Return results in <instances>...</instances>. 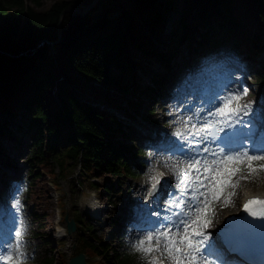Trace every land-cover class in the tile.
<instances>
[{"label":"trees","instance_id":"16d2710c","mask_svg":"<svg viewBox=\"0 0 264 264\" xmlns=\"http://www.w3.org/2000/svg\"><path fill=\"white\" fill-rule=\"evenodd\" d=\"M92 1H60L42 12L37 8L42 6V0H0V109L3 116L0 143L8 138L18 146L15 131L31 135L28 158L31 166L22 205L36 222L38 231L32 234L44 250L45 256L37 259V264H67L68 261L64 253L54 257L53 242L43 232L48 217L40 208L51 198L36 189L38 181H46L48 176L58 186L59 180L73 178L75 183L86 181L94 186L98 180L99 187L111 200L114 184L121 187L127 178L138 175L135 161L143 162L144 151L127 143L131 132L126 130L130 127L112 110L124 111L129 120L141 112L144 98H149L153 105L157 98L155 93L163 88L165 77L160 73L154 74L151 80L145 79L144 76L149 75L145 62L158 61L167 72L182 43L190 47L195 43V54L202 43L216 47L233 41L235 52L253 62L264 50V0H200L198 4L197 0H125L121 5L115 4L118 10L113 13H103L100 20L69 11L83 9ZM99 3L94 8L99 7ZM178 4L184 18L174 28L173 41L167 43L164 51L145 46L149 40L145 31L154 30L163 21L161 12L168 13ZM151 6L156 7L157 12L149 17L148 7ZM192 11L193 25L186 22ZM133 12L141 20L135 18ZM116 13L120 21L115 18ZM140 21L150 28L145 30ZM46 40L59 42L55 45L45 42L42 46ZM129 47L140 52L133 64H130ZM211 51L197 53L194 59L204 58ZM247 65L253 81L264 87V65L248 62ZM136 67L142 71L140 75H135ZM68 73L72 74L71 78L67 77ZM68 83L74 84L81 96L91 95L95 102L107 104V108L81 100ZM148 111H154V107ZM18 116L26 118L27 123H13ZM119 135L123 140L117 138ZM53 138L56 142L52 145ZM62 140L66 142L65 147L61 146ZM3 152L0 146V155ZM11 162L8 159L5 164L11 165ZM78 168L80 175L75 178ZM74 219L79 250L97 259L94 264H145L131 247L121 250L114 240L107 242L97 235L81 214ZM111 222L117 223L118 219L113 217ZM114 238L122 245L124 235H114Z\"/></svg>","mask_w":264,"mask_h":264},{"label":"snow or ice","instance_id":"6c2138e0","mask_svg":"<svg viewBox=\"0 0 264 264\" xmlns=\"http://www.w3.org/2000/svg\"><path fill=\"white\" fill-rule=\"evenodd\" d=\"M228 84L232 87H224V96L213 95L206 101L208 107L204 114L209 117L215 114L220 119L207 120L199 126L188 123L187 139L173 141L174 147L167 150L179 154L174 167L179 187L162 173L152 175L149 177L150 190L144 189L148 195L137 204L135 216L139 231L133 246L150 257L149 264H164V259H170L171 264H256L250 238L252 226L225 234L219 245L207 243L211 236L207 231L211 202L219 200L234 186L232 180L243 171L245 164L252 171L253 161L264 160V113L257 120L253 105L239 103L249 93L248 85L239 80H229ZM194 116L199 121V112L189 115L188 121L191 122ZM175 135L185 137L179 130ZM205 145H214L215 151ZM257 167L264 169V164ZM15 204L18 206L20 200L16 199ZM253 205H259L260 210L254 209ZM244 207L253 217L261 219L264 230V200H249ZM172 209L182 211L172 212ZM169 212L172 214L168 215ZM9 232H14V237L0 248V262L19 264L23 253H19L18 260L13 241L19 250L21 232L16 228ZM153 252H159L161 256L152 257ZM260 256L259 264H264V246Z\"/></svg>","mask_w":264,"mask_h":264},{"label":"rangeland","instance_id":"374dc122","mask_svg":"<svg viewBox=\"0 0 264 264\" xmlns=\"http://www.w3.org/2000/svg\"><path fill=\"white\" fill-rule=\"evenodd\" d=\"M60 1L65 0H42V6L37 7L39 11L46 12L49 9L52 8V6L55 3H59ZM95 0L92 1V3ZM99 3V7L94 8L96 3ZM125 0H98L94 4L92 8L88 11V17H94L96 15H102L106 11H110L109 13H113L114 11L118 10L116 5H121ZM200 0H197L196 3L198 4ZM91 4V3H90ZM98 6V5H97ZM181 5H177L174 7V10H169V14H166L165 12H161L160 17L165 16L168 18V21L166 24L160 23L158 24L157 29L145 31L147 35H149L148 42L149 45L154 44L155 46L164 47L167 43L166 39L172 30V26L177 24L181 21L182 17L184 18L183 14L181 13L180 9ZM85 6L84 8H86ZM82 8V7H81ZM94 10L92 11L91 9ZM148 16L152 17L155 15V12H157L156 7H148ZM72 13H74L73 9H70ZM195 11V10H194ZM191 13V17L187 19V23H192L193 18V12ZM134 13V17L141 20L140 16ZM84 16V15H82ZM181 17V18H180ZM115 18L117 21H120L119 14L116 13ZM142 24V22L140 21ZM143 25V24H142ZM174 25V26H175ZM144 26V25H143ZM150 28V27H149ZM144 29L147 30V26H144ZM159 31V32H157ZM59 40L62 36L61 33V26H59L58 30ZM156 34V35H155ZM59 40L55 42H50L48 40L41 43L43 46L44 43L46 44H52L55 45L59 42ZM38 48V47H37ZM36 48V49H37ZM35 49V50H36ZM184 53L187 52L186 48H183ZM222 52L218 54L216 58H223L226 61H230L233 64H236L238 70L242 72L243 63L240 61V58L233 54L228 47H222ZM128 54L130 55V64H133L132 61L136 60L137 57L140 56L139 50L134 49L133 47L128 48ZM189 54V53H188ZM190 55V54H189ZM264 57V56H263ZM215 58V59H216ZM175 64V61L173 62ZM207 64V62L199 65L195 64L191 66L188 70L191 72V70H200L202 65ZM147 65V67L150 69V71H154V73L162 72V66L159 62H153V63H147L145 62L144 66ZM187 70V71H188ZM187 71H184L179 74V82L180 80L186 76ZM142 73L141 70H139L136 67L135 75H140ZM197 74L198 72L195 71ZM67 77L71 78L72 74L69 73L66 74ZM239 75L246 80L247 85L249 86V93L246 96H243L239 103L242 105H253L255 109V117L258 120L260 115L264 113V88H255L254 85L251 82L250 76H248L249 81L239 73ZM68 87H72L77 91V94L79 97H81L82 100L83 97L80 95V91L76 89L74 84H67ZM90 97V96H89ZM165 102V101H164ZM168 102V101H166ZM103 107H107V104H105ZM146 106L143 107V109ZM167 108V103L164 104L161 107L158 106V120L159 123L162 124L159 126V123L156 125L148 124L143 121L142 117L140 115L137 116V118L133 121H128L125 113L123 111L115 110L114 113L118 117V119L125 121L128 127L130 129L126 130L128 132L134 131V135L132 138H129L127 140V143L132 144L134 143V140L136 143L141 145L148 146V158L144 159V162L139 166V175L136 177V179L131 180L128 179L125 184L122 186V190L115 193V196L112 198V200H108V195L104 191H93L91 185L87 183L86 181H81L84 183L83 187L78 186L77 183H75L73 178H69L68 180L61 179L58 183L60 185V190H56L55 186L52 184V180L46 176V181H38L37 188L39 190H43L47 197L51 198L50 200H47V202L40 208V210H43L44 213L47 214V221L45 223V229L44 233H46L47 238L51 239L53 242V255L54 257H59L60 252H64L67 256V259L70 258L72 255L77 253L79 251V246L77 243V231L73 232L72 234L67 231V222L66 219L62 216V209H65L67 211V215L70 218H73V215H76L77 213H80L84 215L85 221L90 223L93 226V230L98 235H105V239L111 240L112 236L119 232V228H113L112 223L110 221V218L114 216H118L121 219V222L128 223L130 218H136L135 216V210L137 207L138 202L144 201L145 196L147 195V192L144 191V189H149L150 187V180L149 177L152 175H156L157 173H162L165 171L164 166L166 163H163L164 160L158 157H156L157 152H159V155L162 154V146L167 145L169 139L171 138V135L175 134V128L176 123L175 119L171 117L170 113L166 112L165 109ZM2 111L0 109V119L2 116ZM245 119H248V117H244ZM25 124L27 123L26 118H22L20 116L16 117V119L13 121V123L18 124ZM10 128L14 129L12 125H9ZM159 134L162 136H159ZM16 136L18 140H20V146H14L13 141H10L8 138H3L2 142L0 143L1 148L4 150L3 154L0 155V169L4 170L7 169L8 172L11 173L12 177H10L12 180H19L17 183V192L19 190H22L25 188V174L29 169V162L27 161V156L29 154V146L32 142L31 135L29 133L23 132V131H17ZM118 139L123 140V136L119 135L117 136ZM151 140H148V139ZM112 139H115V137H112ZM160 139V140H159ZM159 140L161 145H159V148L157 145H155V141ZM56 142L55 138L52 139V145ZM61 146L65 147L66 142L64 140L61 141ZM62 147H59L62 149ZM164 156V155H161ZM165 158V157H164ZM10 159L13 163L12 165H16L17 172H14L10 170L8 167H6L5 162ZM263 162V163H262ZM253 163V162H252ZM264 164V160L259 161V163H256L253 167L252 171H249L247 168V165L245 164L243 166V169L246 171H242L238 173L232 180V184L234 185L232 188L227 189L224 194L220 197L219 200H215L211 202V206L209 209V212L207 213L208 219L210 221L207 231L211 233L210 238H212L214 234V228L217 226L222 219V216L226 213L238 211L240 200L244 192H263L264 191V169L257 167L258 165ZM11 165V166H12ZM9 166V165H7ZM170 166H168L169 168ZM80 169L78 168L76 174L74 175L75 178L79 177ZM243 173L247 174L244 175ZM149 184L148 186H146ZM138 188V190H136ZM59 191L61 194H59ZM10 196V194H6L5 198L7 199ZM61 199H60V198ZM14 200L17 199V194L13 197ZM63 203V204H62ZM100 206L101 211L97 214L95 211H93V204H96ZM7 208V204H5L2 200H0V211H4ZM12 211L16 210V208L12 207ZM4 214V215H3ZM7 212H1L0 213V220H7ZM101 215L100 219H96V217ZM36 227L34 224L31 223L29 220V217L23 216L22 226H21V235L18 238L20 242V248L19 250L14 249V252L17 253V258L19 260V253H23V259L19 260V264H37L35 262V258L39 257L42 259L44 257V253L42 252V249L37 246L38 240L36 238L31 237V231L35 230ZM124 232V230H121V233ZM135 230L129 229L123 244V248H126L127 246H130L134 250L138 251L134 246V240L136 236ZM62 234V235H61ZM62 236V237H61ZM75 247V248H74ZM140 254L148 259V255L141 253ZM161 256L159 252H153L152 257H158ZM164 259V258H163ZM169 259H164V263ZM87 261L89 264H94L95 258L90 257L87 255ZM150 261V257H149ZM148 261V264H149Z\"/></svg>","mask_w":264,"mask_h":264},{"label":"water","instance_id":"95a60500","mask_svg":"<svg viewBox=\"0 0 264 264\" xmlns=\"http://www.w3.org/2000/svg\"><path fill=\"white\" fill-rule=\"evenodd\" d=\"M97 1L98 0H95L93 3L89 4L86 8L83 9V11L80 12V10H79L80 15H86L88 13V11L90 10V8H92ZM95 19L100 20L101 16L96 15ZM66 219H68V217ZM68 227H69L70 232L75 231V223L74 222L69 223ZM68 264H88L85 253H82V252L77 253L74 257H72L69 260Z\"/></svg>","mask_w":264,"mask_h":264},{"label":"bare ground","instance_id":"6f19581e","mask_svg":"<svg viewBox=\"0 0 264 264\" xmlns=\"http://www.w3.org/2000/svg\"><path fill=\"white\" fill-rule=\"evenodd\" d=\"M97 2H98V1H97ZM97 4H98V3H96V5H97ZM83 9H84V8H83ZM83 9H74L73 12H74V14L80 15L79 10H80V12H81V11H83ZM80 16H81V15H80ZM162 18H164V17H162ZM155 144H156V145H160V141L157 140V141L155 142ZM157 157L160 158V156H157ZM166 160H167V159H166ZM148 185H149V184H147L146 186H148ZM136 190H138V188H136ZM98 213H99V212H98ZM99 216H100V215H98V216L96 217V219H99Z\"/></svg>","mask_w":264,"mask_h":264}]
</instances>
